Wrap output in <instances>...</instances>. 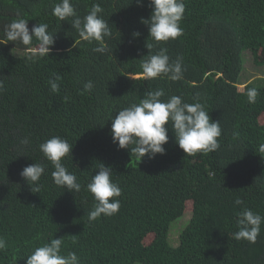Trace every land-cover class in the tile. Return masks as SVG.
<instances>
[{
	"label": "trees",
	"instance_id": "1",
	"mask_svg": "<svg viewBox=\"0 0 264 264\" xmlns=\"http://www.w3.org/2000/svg\"><path fill=\"white\" fill-rule=\"evenodd\" d=\"M59 2L0 0V236L7 243L0 264H25L35 248L60 237L61 253L75 252L81 264H264V223L255 243L233 238L243 207L264 216V77L238 89L245 51L264 65V0H184L183 34L151 50L166 47L170 58H183L186 71L177 82L141 78L145 45L156 43L140 22L151 14L148 0L142 6L71 0L81 17L93 3L103 7L112 31L105 54L92 51L96 41L80 40L72 18L52 14ZM18 16L29 29L49 25L55 44L48 56L28 50L37 47L35 39L31 46L5 40L3 25ZM54 73L62 77L58 93L48 83ZM89 80L94 88L81 94ZM252 87L259 93L255 103L246 95ZM158 88L163 100L180 95L192 103L199 94L212 120L220 121L218 150L185 155L171 124L165 154L153 159L139 161L113 143L110 119ZM52 136L73 144L63 163L81 183L78 193L53 182L54 168L39 150ZM25 137L27 147L20 143ZM32 163L46 168L38 193L20 176ZM99 164L111 166L121 206L89 221L95 201L86 185ZM237 197L243 205H235ZM185 214L190 218L171 245V224Z\"/></svg>",
	"mask_w": 264,
	"mask_h": 264
},
{
	"label": "clouds",
	"instance_id": "2",
	"mask_svg": "<svg viewBox=\"0 0 264 264\" xmlns=\"http://www.w3.org/2000/svg\"><path fill=\"white\" fill-rule=\"evenodd\" d=\"M138 6L143 5V0H136ZM151 14L147 19H141V23L148 27V37L156 43L146 44L149 50L147 58L141 62V78L157 79L166 78L177 82L184 78L186 68L183 58L177 56L170 58L166 47H159L153 54L151 50L160 42L175 40L183 34L180 24L185 12L184 0H148ZM104 9L100 3H93L91 9L83 17L76 12L71 0H60L52 9V14L60 21L72 18L71 27L74 28L80 40L91 44L96 41L98 46L93 52L105 54L109 51L105 39L111 37L112 31L108 20L101 15ZM47 23H36L31 29L28 20L22 17L13 19L3 25V34L7 42L31 46L33 39L38 42L37 47H28L38 57L48 56L55 44L54 33L48 31ZM133 37H139V32H133ZM7 44V43H6ZM74 47V44L72 45ZM32 57H29L31 59ZM62 77L53 74L48 81L50 90L58 93ZM94 84L91 80L83 84V93L91 92ZM4 89V82L0 80V92ZM256 87L247 90L249 103H255L258 96ZM162 88L147 91L139 103H131L119 110L111 120V136L113 143L119 149H130V153L139 157V161L147 156L155 158L157 154L164 155V145L168 142L169 124L175 135V142L185 155L194 156L197 153H211L219 149V138L222 129L219 120H212L205 105L200 102L199 94L194 97V102L187 103L180 95H172L167 100ZM65 100L68 97L64 98ZM21 145L29 146L30 140L25 137L20 141ZM73 144L60 136H52L39 145V150L51 162L54 171L51 176L56 186L70 192H80L82 185L77 176L68 171L63 159L71 155ZM46 168L42 163H32L24 167L20 176L30 186L33 193L41 190L40 183ZM111 166L99 164L98 171L91 177L86 185L87 190L94 198V205L88 213L89 221H95L103 216H113L120 209L121 188L112 179ZM235 205H243L244 201L237 197ZM237 231L233 233L236 240H246L255 243L264 223V216L254 212L250 208L243 207L236 214ZM63 240L52 238L50 242L34 249L27 256L25 264H81L80 258L75 252L61 253ZM7 247L6 240L0 236V251Z\"/></svg>",
	"mask_w": 264,
	"mask_h": 264
},
{
	"label": "rangeland",
	"instance_id": "3",
	"mask_svg": "<svg viewBox=\"0 0 264 264\" xmlns=\"http://www.w3.org/2000/svg\"><path fill=\"white\" fill-rule=\"evenodd\" d=\"M244 64L243 71L240 74V84L238 85V89L242 90L244 84L252 79H256L258 77H264V65L258 66L253 62L252 55L249 51H245L243 53ZM190 218L189 214H185L183 217L177 219L175 222L173 221L171 225L172 229L170 230V243L171 245H176L178 241V234L185 226V223Z\"/></svg>",
	"mask_w": 264,
	"mask_h": 264
}]
</instances>
